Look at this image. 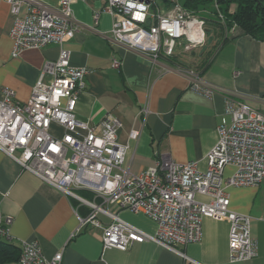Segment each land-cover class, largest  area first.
<instances>
[{
	"label": "built area",
	"instance_id": "2783aa9c",
	"mask_svg": "<svg viewBox=\"0 0 264 264\" xmlns=\"http://www.w3.org/2000/svg\"><path fill=\"white\" fill-rule=\"evenodd\" d=\"M4 1L15 15L13 56L50 44L60 45L61 52L57 60L45 62L27 102L16 101L9 89L0 98V150L22 169L86 204L90 212L80 217L81 226L90 223L99 228L104 249L127 250L134 243L154 241L183 254V246L201 240L204 218H213L229 225L231 261L253 259L257 247L250 218L229 208L224 184L258 186L264 180V112L253 107L248 96L224 90L229 93L227 113L217 126V142L206 155V170L196 160L178 163L162 157L155 166L133 173L125 166L129 143L119 141L121 120L107 114L91 124L76 114L89 70L71 64L65 44L78 31L72 4L82 0H46L31 6L25 17L20 16L23 0ZM165 1L106 0L102 11L113 17L107 37L148 55L153 62L203 47L209 33L207 21L186 10L179 0ZM215 8L225 23L218 4ZM99 15L95 13V20ZM114 66H119L117 60ZM197 81L196 87L204 83L203 90L209 94L223 92ZM139 134L133 129L129 139ZM229 165L236 170L224 178ZM79 191L91 192L95 199H84ZM198 195L208 200L200 201ZM110 206L147 215L157 224L156 234L124 220ZM12 221L0 212V239L9 238ZM62 259V253L48 259L39 244L32 242L22 245L18 262L62 264Z\"/></svg>",
	"mask_w": 264,
	"mask_h": 264
},
{
	"label": "crops",
	"instance_id": "0c3cea01",
	"mask_svg": "<svg viewBox=\"0 0 264 264\" xmlns=\"http://www.w3.org/2000/svg\"><path fill=\"white\" fill-rule=\"evenodd\" d=\"M44 3L47 1L23 0L20 16H27L31 6ZM105 3L82 0L72 4L78 31L65 47L71 52L73 66L89 70L77 117L91 124L107 114L119 118L123 124L119 141L130 146L125 166L133 173L155 166L162 157L178 163L196 160L199 168L206 170V155L216 144L217 126L227 113L229 93L224 90L248 96L249 103L264 112V39L235 26L228 35L220 33L222 43L217 42L219 38L211 40L197 59L192 56L194 50L184 53L190 55L189 61L178 54L153 62L148 55L107 37L113 17L102 11ZM96 12H100L98 20ZM14 21L10 4L0 0V98L9 89L16 101L25 103L45 62L57 60L61 46L26 48L13 56ZM197 78L223 92H205L204 83L196 87ZM133 129L140 132L135 140L129 139ZM235 170L233 165L226 166L224 178ZM224 189L230 198L229 208L250 218L257 247L253 259L231 261L229 225L213 218H204L201 240L183 246V254L154 241L134 243L127 250L104 249L102 231L90 223L81 226L80 217L90 212L86 204L22 169L0 150V212L13 218L6 239L19 248L37 242L48 259L62 253V264H264V180L258 186L224 184ZM89 193L88 197L78 192L82 198L94 200ZM197 198L208 200L202 195ZM110 208L129 223L156 234L157 224L147 215Z\"/></svg>",
	"mask_w": 264,
	"mask_h": 264
},
{
	"label": "trees",
	"instance_id": "16d2710c",
	"mask_svg": "<svg viewBox=\"0 0 264 264\" xmlns=\"http://www.w3.org/2000/svg\"><path fill=\"white\" fill-rule=\"evenodd\" d=\"M184 8L192 14L202 15L207 23H214L218 28L216 37L220 39V33L225 27H239L244 32L260 39H264V0H179ZM218 4L225 18V23L217 18V11L213 6ZM211 10L212 16H206L205 11ZM219 35V36H218ZM83 195L90 196L87 191H81ZM21 249L16 247L10 239H0V264L10 261H18Z\"/></svg>",
	"mask_w": 264,
	"mask_h": 264
},
{
	"label": "rangeland",
	"instance_id": "374dc122",
	"mask_svg": "<svg viewBox=\"0 0 264 264\" xmlns=\"http://www.w3.org/2000/svg\"><path fill=\"white\" fill-rule=\"evenodd\" d=\"M213 8H214V10H216L215 6H213ZM218 8H219V6H218ZM219 10H220V12L222 13V11H221L220 8H219ZM222 14H223V13H222ZM204 15H206V16H212L213 13H212L211 10L209 9V10L205 11V14H204ZM198 16H200V15H198ZM201 16H202V15H201ZM201 16H200V17H201ZM213 18H214V19L217 18V19L220 20V17H219V15H218V13H217V16H216V17H213ZM207 29L209 30V36L207 37V42H206V44H205L203 47H200V48L195 49V50H196L195 53L192 51V52H193L192 56H193L194 59H197V58L199 57V55H200L199 52H200L201 50H203V49L206 50V48H207V46L209 45V43H210L211 40H213V39H218V38H216V33H217V30H218V28L216 27V24L210 22V23L208 24ZM222 32H223V33H222V37H223L224 35H228V34L232 33V28L225 27V29H224ZM222 37H220V39H218V40H220V41H217V42L222 43V41H223V38H222ZM219 43H218V44H219ZM214 48H215V47H214ZM181 59H182V60H186V61L191 60L190 55H188V54H182Z\"/></svg>",
	"mask_w": 264,
	"mask_h": 264
}]
</instances>
